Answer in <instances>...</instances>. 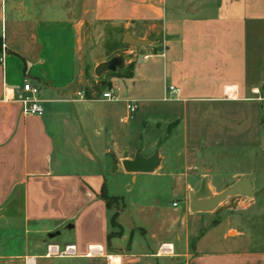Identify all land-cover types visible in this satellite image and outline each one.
<instances>
[{
	"label": "crops",
	"instance_id": "0c3cea01",
	"mask_svg": "<svg viewBox=\"0 0 264 264\" xmlns=\"http://www.w3.org/2000/svg\"><path fill=\"white\" fill-rule=\"evenodd\" d=\"M90 3L91 21L113 29L96 59L85 57L71 1L0 0V264H264V208L255 207V187L264 189V0ZM125 33L143 44L122 43ZM112 59L85 98L83 77ZM129 63L130 77L112 76ZM100 81L114 99L92 90ZM23 83L37 88L40 116L22 112ZM168 87L177 92L166 98ZM127 100L136 111L119 122ZM214 150L249 151V168L217 188ZM135 153L155 155L156 166L125 172ZM203 177L211 196L242 178L255 192L192 212ZM102 193L116 199L110 208Z\"/></svg>",
	"mask_w": 264,
	"mask_h": 264
},
{
	"label": "rangeland",
	"instance_id": "374dc122",
	"mask_svg": "<svg viewBox=\"0 0 264 264\" xmlns=\"http://www.w3.org/2000/svg\"><path fill=\"white\" fill-rule=\"evenodd\" d=\"M71 1V4L68 5L69 10H71L76 16H79L82 19V33H83V51H89V53L85 54L87 59H96L102 55V53L106 54L111 46L112 41L107 37L110 33H112L113 29L110 28L106 24H98L91 21L89 16L90 10V0H82L83 5H75V0H68ZM63 4V2L61 3ZM55 13V11H52ZM117 39V38H116ZM117 43L115 47H117ZM118 48V47H117ZM118 71V70H117ZM89 75H91L89 73ZM108 75V72L106 76ZM97 77H83L81 84L79 86V90L82 92L89 91L91 88V84L93 80ZM154 83V82H153ZM104 91V89H102ZM150 94H157L155 88L152 87L150 90ZM213 157L212 161L216 174L213 178V183L217 188L223 187L230 181V176L233 172L238 170H244L249 168V163H251V159L249 157H245V153H249V151H237V150H228L226 152H222L219 150L212 151ZM258 162L253 161V166ZM259 166H262L261 163H258ZM261 183L258 184L257 187L260 190L256 193V208H264V189L260 188ZM216 194L212 195L215 196ZM179 201L178 199H174ZM264 218V217H263ZM261 218V224L264 225V219Z\"/></svg>",
	"mask_w": 264,
	"mask_h": 264
},
{
	"label": "water",
	"instance_id": "95a60500",
	"mask_svg": "<svg viewBox=\"0 0 264 264\" xmlns=\"http://www.w3.org/2000/svg\"><path fill=\"white\" fill-rule=\"evenodd\" d=\"M121 42L130 46L142 45L143 42L132 39L128 33L122 36ZM118 64V59H112L108 62L98 64L94 68V75L99 77L106 70H112L115 65ZM157 158L152 155L148 159H142L138 153L134 154V157L130 161H124L121 163L122 168L125 172L136 173V172H150L156 166ZM255 190L250 188V184L245 178L240 179L238 182L230 187L225 188L215 196L207 190L206 177H203L200 183L198 191L193 195H190L189 209L192 212H207L211 211L219 202L229 196L242 195L251 197Z\"/></svg>",
	"mask_w": 264,
	"mask_h": 264
},
{
	"label": "built area",
	"instance_id": "2783aa9c",
	"mask_svg": "<svg viewBox=\"0 0 264 264\" xmlns=\"http://www.w3.org/2000/svg\"><path fill=\"white\" fill-rule=\"evenodd\" d=\"M1 61V60H0ZM23 95L21 96L19 102L22 108V112L29 115L40 116L42 114V106L40 101L37 99V88L31 86L28 83H23L21 86ZM166 98H169L170 95L177 92V89L173 87H168L166 89ZM80 95V93H77ZM101 99L111 100L114 97L111 95L109 90H106L101 93ZM136 102L134 100H127L125 102V116L119 119V122H125L131 120L135 111H136ZM47 252L50 255H60V256H69L74 254L72 247H65L63 250L59 251L54 246H48Z\"/></svg>",
	"mask_w": 264,
	"mask_h": 264
},
{
	"label": "trees",
	"instance_id": "16d2710c",
	"mask_svg": "<svg viewBox=\"0 0 264 264\" xmlns=\"http://www.w3.org/2000/svg\"><path fill=\"white\" fill-rule=\"evenodd\" d=\"M0 52H1V42H0ZM132 66H133L132 63H129L127 65L126 69L122 73H120L119 75L116 74V75H112V76H114V77L128 78V77L131 76ZM104 87L105 88L109 87L108 83H104V82H101L100 81V82H98L96 85H94L92 87L93 88L92 90L94 92H98V91H100ZM90 91H84V97L85 98H89ZM100 196H101V199L103 200L104 205H105L106 208H110L111 203L116 201V199L108 198V197L104 196L103 193L100 194ZM114 218H115L114 214L109 218V225H110V227H117L116 224H115V222H114Z\"/></svg>",
	"mask_w": 264,
	"mask_h": 264
}]
</instances>
